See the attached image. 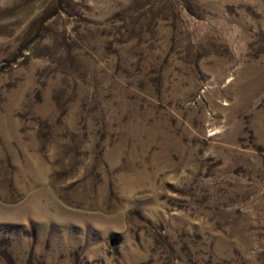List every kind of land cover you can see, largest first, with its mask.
I'll return each instance as SVG.
<instances>
[{"label": "rangeland", "instance_id": "1", "mask_svg": "<svg viewBox=\"0 0 264 264\" xmlns=\"http://www.w3.org/2000/svg\"><path fill=\"white\" fill-rule=\"evenodd\" d=\"M0 264H264V0H0Z\"/></svg>", "mask_w": 264, "mask_h": 264}]
</instances>
